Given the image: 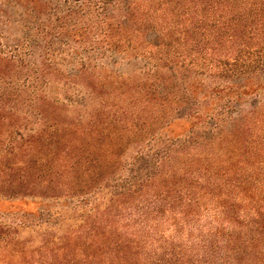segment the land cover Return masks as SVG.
Here are the masks:
<instances>
[{"label":"trees","instance_id":"obj_1","mask_svg":"<svg viewBox=\"0 0 264 264\" xmlns=\"http://www.w3.org/2000/svg\"><path fill=\"white\" fill-rule=\"evenodd\" d=\"M0 200V264H264V0H0Z\"/></svg>","mask_w":264,"mask_h":264},{"label":"rangeland","instance_id":"obj_2","mask_svg":"<svg viewBox=\"0 0 264 264\" xmlns=\"http://www.w3.org/2000/svg\"><path fill=\"white\" fill-rule=\"evenodd\" d=\"M139 64H123L120 65L116 70L123 76V78H130L133 76L141 77L138 73ZM187 130V124L183 121H176L172 123L169 127L170 136H177L184 133ZM24 208L26 210H30L32 208L31 205L17 204L14 202H7L0 200V211L12 210V209ZM207 217L210 219L213 217V213L209 212Z\"/></svg>","mask_w":264,"mask_h":264}]
</instances>
